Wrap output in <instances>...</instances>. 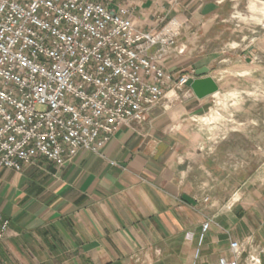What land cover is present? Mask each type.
I'll use <instances>...</instances> for the list:
<instances>
[{
    "label": "crops",
    "instance_id": "0c3cea01",
    "mask_svg": "<svg viewBox=\"0 0 264 264\" xmlns=\"http://www.w3.org/2000/svg\"><path fill=\"white\" fill-rule=\"evenodd\" d=\"M98 1L128 7L144 31L176 21L188 50L169 54L166 71L178 79L207 66L217 81L210 63L218 50L210 46L223 38L236 0ZM212 96L165 98L146 121L121 127L102 155L82 150L62 166L38 157L21 171L0 166V211L10 221L0 264H208L228 253L231 239L264 240V170L231 201L203 200L212 194V172L207 165L198 170L188 116L205 111ZM207 218L212 222L195 260Z\"/></svg>",
    "mask_w": 264,
    "mask_h": 264
},
{
    "label": "built area",
    "instance_id": "2783aa9c",
    "mask_svg": "<svg viewBox=\"0 0 264 264\" xmlns=\"http://www.w3.org/2000/svg\"><path fill=\"white\" fill-rule=\"evenodd\" d=\"M179 34L176 21L144 31L128 7L98 0H0V166L102 155L121 127L146 121L168 89L193 76L175 79L162 64ZM211 222L202 224L196 257ZM9 224L0 211V240ZM208 264H264V243L231 239Z\"/></svg>",
    "mask_w": 264,
    "mask_h": 264
},
{
    "label": "rangeland",
    "instance_id": "374dc122",
    "mask_svg": "<svg viewBox=\"0 0 264 264\" xmlns=\"http://www.w3.org/2000/svg\"><path fill=\"white\" fill-rule=\"evenodd\" d=\"M234 4L229 21L221 29L223 38L210 46L218 50L210 64L220 89L205 111L188 116L198 170L204 173L201 165H207L212 172V194L205 195L204 202L209 196L233 200L243 182L264 170V0H236ZM177 45L169 54L188 50L182 42ZM182 90L168 89V98L159 104L165 98L173 103L181 93H192ZM197 248L198 240L195 260L200 257H196Z\"/></svg>",
    "mask_w": 264,
    "mask_h": 264
},
{
    "label": "water",
    "instance_id": "95a60500",
    "mask_svg": "<svg viewBox=\"0 0 264 264\" xmlns=\"http://www.w3.org/2000/svg\"><path fill=\"white\" fill-rule=\"evenodd\" d=\"M209 72L210 69L207 66H202L195 70L196 76L189 77L186 82V85H188L199 98L214 94L219 90L218 82Z\"/></svg>",
    "mask_w": 264,
    "mask_h": 264
}]
</instances>
